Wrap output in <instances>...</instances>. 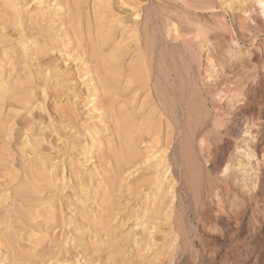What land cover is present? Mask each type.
I'll return each instance as SVG.
<instances>
[{
  "label": "rangeland",
  "instance_id": "1",
  "mask_svg": "<svg viewBox=\"0 0 264 264\" xmlns=\"http://www.w3.org/2000/svg\"><path fill=\"white\" fill-rule=\"evenodd\" d=\"M12 1L19 4L16 10L9 5ZM39 1H43L42 6L37 4ZM183 1L185 4L198 1L197 6L205 10L199 18L200 27L215 32L221 23L223 28L225 26L224 31L223 28L218 31L223 36L215 49V68L207 62L205 51L198 64L189 66V72L183 71L188 81L194 79L190 83L193 82L199 91L201 101L212 110L216 97L223 119L228 118L227 114H230L229 119L237 116L246 105H250L252 111L259 110L260 105L242 101L241 95L264 79L263 6L255 0ZM183 1L112 0L108 7L103 0H0V264H119L121 260L123 264H175V258L168 255L172 235L163 217L154 215L146 231L141 225L136 227L137 218L145 214L144 193H141L147 184L144 174L140 173L130 186L125 185L121 190L116 186L110 194L104 195L106 177L110 181L112 174L108 164L111 153L103 147L106 142L103 134L109 132L101 133L99 144L91 150L83 149L84 144L91 145L87 129L98 120L95 116L99 113L88 114V90L82 80L84 70L95 67L94 50L98 48H94L93 43H99L101 31L108 41L97 52H100V59L103 56L104 61L117 60V66L129 68L137 47L133 39L128 38L130 24L125 18L131 8L127 5H140L143 8L141 18L150 13L154 21L150 32L157 34L155 28H158L156 23H160V13L176 16ZM57 4L62 7L61 15L48 12ZM77 5L81 13H76ZM97 9L103 12L102 16L95 17ZM196 26L189 25L193 29ZM241 26H246L248 32L241 33ZM161 41L159 36L158 45H163L162 54L165 55L162 56L170 63V51L174 48L168 45V49ZM114 46L118 50L114 51ZM120 53L124 56L119 57ZM159 55L155 63L160 61ZM137 76L135 84L126 89L127 94L125 91L119 95L128 97L132 102L130 106L138 109L147 100L140 113L144 114L153 105L149 98L151 87L142 81L147 76L145 71ZM219 91H222L221 96ZM98 102L101 110H107L106 97L99 98ZM89 116L92 119L86 123ZM104 122L100 127H107L104 125L108 119ZM261 123L260 156L251 154L249 157L245 150L235 148L229 178L223 184L211 181V185L222 186L219 197H214L210 204L212 210L215 209L213 212L217 216L227 217L231 226H239L237 213L244 206L256 203L254 196L261 188L259 171L264 168V118ZM244 138L251 139L249 144H257L248 134H242L238 142L242 143ZM176 151L178 153V148ZM46 169L53 173L52 185L44 173ZM175 175L179 182L178 194L183 200L187 233L184 254L191 258L189 264H201L199 249L211 256L221 251L224 256L227 249L219 250L204 242L199 231L202 225L206 234L219 238L227 235L218 226H210L204 217V209L211 206L203 199L197 200L178 170ZM26 181L43 183L40 182L42 186L36 184L40 188L35 194L26 189L30 184ZM217 182L220 184L216 185ZM120 221L124 227H120ZM140 228L143 240L137 247L128 235L131 230L139 231ZM236 246L246 252L242 261L251 255H260L256 264H264V249L260 250L251 236H242Z\"/></svg>",
  "mask_w": 264,
  "mask_h": 264
},
{
  "label": "bare ground",
  "instance_id": "2",
  "mask_svg": "<svg viewBox=\"0 0 264 264\" xmlns=\"http://www.w3.org/2000/svg\"><path fill=\"white\" fill-rule=\"evenodd\" d=\"M103 1L108 7L112 5V0ZM12 2L9 4L10 6L11 4L13 5L11 6L12 9L19 7V4ZM42 2L39 1L37 4L42 6ZM185 2H180L184 5L181 4L183 7L179 8L176 16L166 15L163 11L160 13V23L157 22L158 28H155L157 34L150 32V25L154 22L150 17V13L147 12L141 18V10L143 8L140 5L135 3L134 5H127L131 8V11H129L131 13L128 12L127 19L125 18L130 24L128 38L133 39L137 47L136 54L128 65L129 68L123 69L122 65L117 66V60L108 59L109 61H104L106 58L102 60L103 56L100 59V52H97L101 51V48L108 41L101 31L98 33L99 43H93L94 48H98V51L94 50V55L97 58L95 67L85 69L82 80L88 90L86 97L89 107L87 108L88 114L99 113L98 116H95L98 120L88 126L87 129L91 145L90 143L84 144L83 149L87 151L90 148L91 150L92 146H96L99 142L101 133L109 132L108 135L103 134L106 142L104 146L101 144L105 150L111 153V159L108 164L109 169H112L111 180L109 181L108 176L106 177L107 181L103 187L104 195L110 194L116 186L120 190L125 188V185L130 186L134 180L139 178L140 173L144 174L147 189L144 184L143 188L145 189H141V193H144L142 197L145 200V214L137 218L139 224L136 227L141 225L143 226L142 230L146 231L148 230V221L153 219L154 215L159 214L160 217H163V221L167 222L169 234L172 235L168 255L173 259L175 258V264H189L191 259L184 254L187 248L185 244L187 239L186 223L182 208L183 200L178 194L179 182L175 171L178 170L180 172L182 180L187 183L189 190L194 191L198 201L203 199L208 205H212L214 199L219 197L218 191L222 186L211 185V181H222L221 183L223 184L229 178L233 166L235 148L245 150L249 157H252L251 154L260 156L262 151L260 144L263 141L260 127L264 118V79H261L257 86L252 85L241 95L243 97L242 101L248 102V104L253 102L255 105H260L259 110L254 109L252 111V107L250 108V105H246V108L241 107L237 116L229 119L230 114H227L228 118L223 119V115L220 114L221 106L218 101V103L216 102V97L213 98L212 110L201 101L199 91L195 88L193 82H191L192 84L190 83L192 79L189 78L190 81H188L183 71L186 69L189 72V66L198 64L200 56L205 51L208 53L207 62L211 67L215 66L214 56L217 54L215 49L221 43L223 36L218 31L220 29L222 31L224 24L222 25L221 23V27L215 32H212L210 28L200 27L199 18L205 14V10L202 11L201 9L203 8L199 5L197 6L198 1H194L191 4H187L188 2L185 4ZM255 2L261 4L264 8V0H255ZM121 3L126 4L124 1ZM77 8L78 5L76 13H81ZM61 9L62 7L57 4L54 10L48 12L61 15ZM98 11L95 17L103 13ZM15 13L18 12L15 11ZM192 23L197 25L195 29L189 27ZM248 30L246 26H241L239 29L241 33H246ZM157 35L162 37L163 42H161L167 48L168 45L170 48H174L171 51L169 50L170 63L165 61V55L162 54V44L160 45V47L162 46L161 50H159V36L157 37ZM112 49L115 51L118 50V47L114 46ZM156 52H161L158 63H155L156 56L159 55ZM118 56L123 57L124 55L120 53ZM167 56L169 57V55ZM84 65L86 64L83 61V68ZM142 71L146 72V79L142 81L151 87L149 98L153 102L149 112L144 114L140 113H143V104L147 100H144L138 109V107L130 106L132 102L128 101L127 95H125L127 99L124 98V95H119L135 84L139 77L137 75ZM92 74L93 76H91ZM96 80H98V84H95ZM185 80L193 86L192 89L189 88L190 84ZM220 93L222 91H219ZM101 97H106L109 103L105 111L99 108L98 99ZM101 111L103 113H100ZM90 119L92 118L89 116L86 123ZM104 119H108L110 125L106 122L107 124L104 126L107 125V127H100L101 123H105ZM246 125L250 126V128L245 130L244 126ZM242 134H248L257 144L253 142L249 144L251 140L249 138H244L242 143H239L238 139L241 138ZM176 145L178 146V153ZM22 151L24 152V150ZM84 155H87V153ZM42 169H44V166ZM49 170H47L50 173L48 175L46 171H41L45 173L52 185L54 176L51 173L52 171L50 172ZM38 173L39 175L43 174L42 172L41 174L40 172ZM259 180L261 188L254 196L256 203L247 207L244 206L243 210L237 213L239 222L237 224L239 226H231L232 224H230L227 217L215 215L213 212L215 209L212 210L211 205L210 208L207 205L208 207L204 209V217L208 219L210 226L212 225L214 228L218 226L227 234L223 238L209 235L206 234L205 227L200 225L199 231L204 242L219 250L227 249L229 253L226 251L224 256H221V251H218L211 256L206 250L199 249L198 256L201 264H256L260 260V255L256 257L251 255L246 261H242L246 252L236 246L238 239L249 235L258 244L260 250L264 249V168L259 171ZM40 182L37 183L36 181V184H40ZM29 183L28 186H25L27 187L26 189L36 194L40 187H37L35 182L33 184ZM218 184L220 183L217 182L216 185ZM259 203H263V205H259ZM120 222V227H124L125 224L122 221ZM142 236L143 232H141L140 228L139 231L131 230L128 238H131L134 245L139 247L143 240L140 239ZM123 262L121 260L119 264H123Z\"/></svg>",
  "mask_w": 264,
  "mask_h": 264
}]
</instances>
